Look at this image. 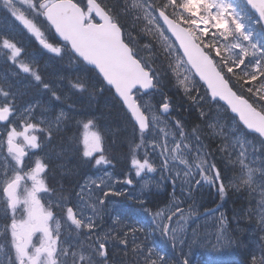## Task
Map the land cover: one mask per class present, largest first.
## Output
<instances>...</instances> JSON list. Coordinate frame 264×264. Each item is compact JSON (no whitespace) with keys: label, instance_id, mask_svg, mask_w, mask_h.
I'll use <instances>...</instances> for the list:
<instances>
[{"label":"trees","instance_id":"obj_1","mask_svg":"<svg viewBox=\"0 0 264 264\" xmlns=\"http://www.w3.org/2000/svg\"><path fill=\"white\" fill-rule=\"evenodd\" d=\"M98 1L104 7H118L117 0ZM108 12L112 15L111 8ZM0 20L1 37H10L23 49L21 57L24 56L42 77V83L35 82L30 74L14 67L0 48L2 104L12 107L18 116L13 125H19L22 130L27 125H33L27 130L36 137L38 153L43 156L47 165L46 188L40 191L41 200L48 210L51 209L59 216L57 220L62 221L60 236L65 246L61 250L63 254L60 264H65L63 260L66 257H73L79 247L84 248L82 252L86 249L89 251L83 255L86 258L83 262L85 264L92 257V250H96L99 230L94 231L93 227L86 234L70 233L69 238L65 232L71 231L67 229L69 224L64 220L69 207L76 212V190L92 171L93 161L85 155L82 144L85 124L100 135L101 153L104 157L111 158L117 177L129 173L126 166L132 155H135L133 150L140 144L141 135L121 103L104 86L97 73L79 62L51 33L53 44L63 50L64 57L40 48L3 10H0ZM121 22L123 23V19ZM140 26L142 22H138L137 29L128 31L133 36L139 35ZM139 52L146 60L152 61L149 69L156 68L159 73L157 91L170 100L172 120L188 131V134H193V131L199 133L200 142L204 144L207 156L212 160L224 185L227 217L232 220L235 228L231 232L240 247H243V252L230 262H209L206 259L187 261L177 247L162 241L149 219L141 217L138 220L139 209H160L166 205L168 196L138 197L126 191L120 195V185L117 184L113 193L117 197L114 198L125 205L126 213L123 215L124 210H118L117 214L120 213V216L117 220L113 219L111 236L102 238L107 242L108 257L106 261L97 258L98 263L264 264V256L258 255L264 250V144L258 138L249 136L238 123H234L228 111L212 103L204 87L194 77L192 85H188L189 92L186 93L168 68L165 53L157 50L155 55H150L149 50L145 49H139ZM251 53L255 57L259 56L256 51ZM43 83L49 84L50 89L44 90ZM74 84H82L84 87L74 88ZM194 89L198 90V94ZM8 90L12 92V96L3 95ZM52 92L60 97L59 101H55ZM60 112L66 113V117L56 119ZM200 112L204 113L203 117ZM41 117L45 118L43 123ZM209 124L213 127H208ZM19 140L21 141L20 138ZM224 140L227 148L219 151ZM218 199L219 196H216V200ZM7 218V207L0 186V233L7 231ZM0 246H3L0 264H7L9 241L6 236L0 235ZM74 264H79L77 259H74Z\"/></svg>","mask_w":264,"mask_h":264},{"label":"snow or ice","instance_id":"obj_2","mask_svg":"<svg viewBox=\"0 0 264 264\" xmlns=\"http://www.w3.org/2000/svg\"><path fill=\"white\" fill-rule=\"evenodd\" d=\"M28 2L32 15L30 17L19 15L17 19L34 43L48 52L59 55L61 48L51 43L44 31L45 27L49 30L54 28L60 38L69 41L85 60L98 67L110 84L117 83L112 77L111 66L105 60L89 50L78 47L76 39L63 30L57 19L61 0H28ZM117 3L118 7L98 6L97 15L104 17L107 29L111 30L109 36L113 55L118 58L120 64L127 65L135 75L129 87L138 83L148 88L158 79L157 69H149L152 61L146 60L139 49L149 50L150 55H155L157 50L162 51L166 54L168 68L177 77V83L184 87L186 93L189 92L188 85L195 77L197 83L205 86V91L214 104L225 111L230 109L234 123H239L245 131L249 134L254 133L261 142H264V126H262L264 125V44L260 41L251 42L250 37L244 33L243 25L235 19L237 13L231 0H117ZM109 8H111V16L107 14ZM138 22H142L139 35L133 36L128 30L137 29ZM234 33L239 35L240 40L232 39ZM241 40L249 41V46H245ZM0 47L10 51L8 59L14 65L24 73L30 74L37 83H42V77L32 71L27 63L18 62L23 49L13 40L3 38L0 40ZM251 48L258 49L261 55L254 59L250 58L253 55ZM42 87L48 90L51 86L43 83ZM73 87L83 89L84 86L74 84ZM117 90L120 91L121 96L125 95L126 90L121 91L118 85ZM196 91L198 94V90ZM3 95L13 94L8 90L4 91ZM51 95L55 101H59L60 97L55 92ZM11 115L12 110L9 107H0V122H9ZM203 115L204 113L200 112V116ZM60 117H66V113L60 112L56 119ZM40 119L43 123L45 118ZM87 126L85 124V127ZM32 127L33 125H27L25 131ZM208 127L213 125L209 124ZM15 135V131L10 133V145ZM26 139L34 144L36 137H26ZM226 148L227 142L224 140L218 150L224 151ZM31 202L35 203L37 215L33 217L30 211L28 219L19 222L14 220L12 215H8L5 224L7 231L0 233L9 241L6 262L7 264H39L40 255L50 249L52 264H60L59 257L55 255L58 251L56 239L49 243L46 238L41 247L35 248L32 252L28 250L31 247L32 231L38 225H42L45 236H49L47 220L51 216V213L46 212L34 196ZM67 211L71 216L73 209L69 207ZM33 219L37 220L38 225H32L30 230L25 231ZM2 251L3 246H0V252Z\"/></svg>","mask_w":264,"mask_h":264},{"label":"rangeland","instance_id":"obj_3","mask_svg":"<svg viewBox=\"0 0 264 264\" xmlns=\"http://www.w3.org/2000/svg\"><path fill=\"white\" fill-rule=\"evenodd\" d=\"M0 1L5 6L1 9L4 10L6 16L14 21L18 20L17 16L19 15L25 17L32 15L28 0ZM18 22L20 24L19 20ZM45 29L48 27H45L44 31ZM246 35L248 34L246 33ZM6 53L10 55L8 49ZM24 58L20 57L18 62L27 63L36 72ZM10 63L13 64L12 61ZM13 66L17 67L14 64ZM191 85L192 83L189 84V86ZM141 102L151 117L153 128L150 134L143 138L144 143L137 146L130 163L128 161L126 169L132 172L130 174H125L122 177L115 175L111 158H108L107 161L101 153V139L98 133L91 127H84L82 144L85 155L93 161V171L85 176L76 190V212L78 214L71 216L68 212L65 214L64 219L69 222L67 229L74 235L75 232L78 235L86 234L87 230L93 228L103 218L105 212L107 218L112 219L114 206L117 203L114 198L117 195L113 194L117 184L122 188L120 192L138 194L162 193L166 188H169L174 195L169 194L170 201L164 207L157 210L142 208L139 215L150 217L165 243L177 247L187 261L199 258L230 261L238 249L237 243L231 238V222L228 223V218L222 210L215 214L207 213L211 210L207 209V199L200 191L201 186H198L201 181L205 180L206 175L216 181L213 171L209 175L210 170L204 150L201 153L199 149L189 143L195 134H186L175 120L163 118L160 115L154 97L145 96L141 98ZM13 131L17 133L14 128L8 130L0 127V183L4 187L14 179L21 181L16 205L11 211L13 219L19 222L27 220L30 211L33 217L37 215L35 203L31 202L32 196L43 206L38 192L44 190L45 178L36 176L35 169L38 166H45V163L43 156L39 155V151H36V143H32L31 150L34 153L29 158L30 162L35 160L32 168H30V163H25L24 167L22 161L8 154L7 143L10 133ZM196 134L199 133L196 132ZM26 137L31 138L27 132L24 139L31 144ZM224 203L225 198L223 197L217 206L223 207ZM32 225H38L37 220L30 221L25 231L30 230ZM47 230L48 237L45 236L42 225H38L32 231L29 252L41 247L46 238L49 243L56 239L58 251L55 255L58 256L60 243L57 237L53 236L54 226L51 217L47 220ZM102 236L103 232H99L97 251L90 253L92 257L85 264L88 262L99 264L97 258L102 259V251L99 249V246L102 245ZM83 250L84 248L79 247L73 257H66L63 262L74 264V259H77L79 264H84L86 258L83 255L88 254L89 251L86 249L85 252H82ZM50 251L48 249L40 255L39 264H52L49 256Z\"/></svg>","mask_w":264,"mask_h":264},{"label":"water","instance_id":"obj_4","mask_svg":"<svg viewBox=\"0 0 264 264\" xmlns=\"http://www.w3.org/2000/svg\"><path fill=\"white\" fill-rule=\"evenodd\" d=\"M89 4L95 8L97 13V5L93 2V0L89 1ZM59 15L57 16L58 22L61 24L63 30L66 33L71 34L74 39L77 41L78 47L81 49H86L101 57L105 62H107L112 68V77L117 82L116 84H110L107 79H105V75L100 71L98 67L89 63L85 60L75 48L73 50L77 53V55L82 58L88 65L97 69L101 76L105 79L106 83L113 88L117 97L125 104L129 112L132 114V117L136 124L142 129L146 131L148 129L147 120L140 111L139 107L135 103V98L131 96L132 92L135 88H140L144 92H148L153 89L152 85L148 88H145L142 84H134L129 87L132 80L135 78V75L132 71L129 70L127 65H122L119 63L117 57L113 55V50L111 47V39L109 36L110 29H107L106 21L103 16L97 15L100 20L103 21V25L95 26L90 25L88 27L84 26V19L80 10L69 1H62L60 3V7L58 9ZM82 25V27H81ZM55 30V29H54ZM59 37V33H56ZM62 41H67L59 37ZM69 42V41H68ZM70 43V42H69ZM72 45V44H71ZM117 85L119 86L121 91H125V95L121 96L120 91L117 90ZM168 107L162 108V114L167 115L169 113ZM3 123V122H2ZM264 126V125H262ZM15 145V147H13ZM11 149V150H10ZM9 150L11 153H15L19 156L24 155V152L20 146L15 143L12 145L9 144ZM43 172V169L40 168L36 171V174L39 175ZM18 181H14L12 184H9L4 194L11 201V206H13L15 201V192L17 188Z\"/></svg>","mask_w":264,"mask_h":264},{"label":"bare ground","instance_id":"obj_5","mask_svg":"<svg viewBox=\"0 0 264 264\" xmlns=\"http://www.w3.org/2000/svg\"><path fill=\"white\" fill-rule=\"evenodd\" d=\"M205 138V137H204ZM217 141V140H216ZM217 152V151H216ZM209 153V152H208ZM215 153V152H214ZM229 155V154H228ZM208 164V163H207ZM229 166V165H228ZM231 166V165H230ZM223 169V168H222ZM233 173V172H232ZM226 178V177H225ZM228 180V179H227ZM232 181V180H231ZM242 191V190H241ZM259 200V199H258ZM257 204V203H256ZM258 206V205H257ZM262 208V207H261ZM230 212V211H229ZM250 218V217H249ZM252 218V217H251ZM263 226V225H262ZM255 231V230H254ZM256 234V233H255ZM119 252V251H118ZM243 252V247H238L237 252H236V258H238V256H240V254H242ZM124 254V253H123ZM125 258V257H124ZM116 260V259H115ZM146 263V262H145Z\"/></svg>","mask_w":264,"mask_h":264}]
</instances>
